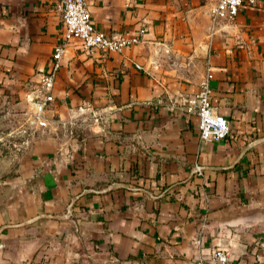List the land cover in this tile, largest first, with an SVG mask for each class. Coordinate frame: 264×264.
Segmentation results:
<instances>
[{"label":"crops","instance_id":"crops-1","mask_svg":"<svg viewBox=\"0 0 264 264\" xmlns=\"http://www.w3.org/2000/svg\"><path fill=\"white\" fill-rule=\"evenodd\" d=\"M84 1L137 42L67 40L47 132L0 179V264H264V0L216 22V0ZM63 35L58 0H0V112L34 114ZM206 76L218 143L182 111Z\"/></svg>","mask_w":264,"mask_h":264},{"label":"built area","instance_id":"built-area-1","mask_svg":"<svg viewBox=\"0 0 264 264\" xmlns=\"http://www.w3.org/2000/svg\"><path fill=\"white\" fill-rule=\"evenodd\" d=\"M258 0H216L210 8L212 22L219 20H232L243 4L254 5ZM60 21L64 27L63 39L55 45L51 54V71L40 75L39 84L44 96L35 104L33 117L39 126L44 127L41 113L50 101L48 92L51 89L54 75L59 69L61 57L66 42L74 37L81 41V49L90 53L97 49L103 53L121 52L124 48L137 42L136 39H127L121 35L105 36L96 31L90 22V14L84 0H58ZM184 113L194 115L197 119L198 139L201 142L218 143L229 135V124L226 119L215 112L210 104V88L208 77L200 82L196 94L186 99L182 106ZM201 168L195 166L193 171L200 173ZM191 264H231L227 253L222 249H215L207 261L197 259Z\"/></svg>","mask_w":264,"mask_h":264},{"label":"rangeland","instance_id":"rangeland-1","mask_svg":"<svg viewBox=\"0 0 264 264\" xmlns=\"http://www.w3.org/2000/svg\"><path fill=\"white\" fill-rule=\"evenodd\" d=\"M46 132L47 128L37 124L31 111L0 112V179L13 158L23 152L33 139Z\"/></svg>","mask_w":264,"mask_h":264}]
</instances>
